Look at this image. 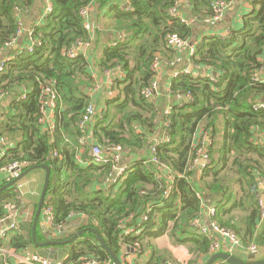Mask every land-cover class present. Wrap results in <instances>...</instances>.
<instances>
[{
	"label": "trees",
	"instance_id": "1",
	"mask_svg": "<svg viewBox=\"0 0 264 264\" xmlns=\"http://www.w3.org/2000/svg\"><path fill=\"white\" fill-rule=\"evenodd\" d=\"M49 1L52 12L37 24L44 7L41 0H0V53L12 57L0 73V93L17 87L27 92L24 99L10 105L0 121V142L11 139L16 143L0 159V170L13 163L25 168L49 167L43 208H53V224L64 231L68 222L83 218L84 226L97 230L119 258L121 236L134 229L123 243L139 249L137 260L144 257L145 247L150 250L148 262L140 264H181L152 245L163 235L188 250L187 264L206 262L211 256L210 241L191 227L193 220L205 216L204 206L214 207L215 215L209 220L234 232L244 247H264L259 205L264 196V146L255 143L254 137L256 131L264 133V108L254 110L264 97V83L254 81L264 60V0H247L250 10L242 15L238 27L229 28L226 38L203 37V32L221 22L228 9L238 11L242 3L234 6L235 0H188L190 14L185 24L168 16L178 0ZM217 2L230 6L213 23ZM88 5L93 13L92 34L79 14ZM20 23L34 26L32 37L40 45L33 53H19L9 45ZM170 35L188 44L195 38L191 64L209 67L217 77L176 75L170 86L172 99L189 96L190 100L164 115L144 93L155 77L153 63L160 57L169 60L176 49L167 45ZM78 43H89L91 53L101 50L100 69L118 68L124 73L122 79L114 80L112 90L117 97L107 100L88 124L102 149L122 148L123 164L128 166L123 180L106 185L113 173L111 165H81L76 159L81 149L76 124L92 105L89 92L94 86L85 54L73 59L66 56ZM45 86L57 96L52 131L39 121ZM164 119L167 126H163ZM163 132L166 139L155 147V157L169 170L170 178L164 174L159 178V166L140 154L143 150L148 153L154 137L159 135V140ZM203 136L208 137L205 143ZM202 146L209 163L200 167L196 160ZM85 154L88 158L86 150ZM12 192L9 189L0 195V219L5 216L4 203L16 202ZM143 215L146 221H142ZM17 227L19 231L9 243L0 239V249L17 252L32 246L31 224ZM69 254L62 264H82L83 259L100 264L111 261L93 233H86ZM11 260L0 253V264H16Z\"/></svg>",
	"mask_w": 264,
	"mask_h": 264
},
{
	"label": "crops",
	"instance_id": "2",
	"mask_svg": "<svg viewBox=\"0 0 264 264\" xmlns=\"http://www.w3.org/2000/svg\"><path fill=\"white\" fill-rule=\"evenodd\" d=\"M44 7L42 10V14L44 12V9L46 7V1L41 0ZM125 1V0H124ZM241 7L238 9V11H233L235 7H232L231 9H228L225 18L218 22L217 24L213 25L211 29L206 30L205 33L203 32V37L207 35H218L223 36L226 29H229L233 26L238 27L237 25H240L241 23V17L247 11L250 10V7L248 6L247 0H235L234 6L237 4H241ZM178 6L180 7V11L183 14L186 19L188 18V15L190 14L188 6V0H178ZM40 13V14H41ZM42 14L37 18V24L42 22ZM190 21H192L190 19ZM215 23V22H213ZM21 36L18 38L17 42L13 43V50H16L17 52L24 51L25 47L28 46V37L29 34L32 33L34 26L30 23H28L27 26L22 24L21 26ZM192 42L189 44L193 47L195 38H192ZM103 40H107L106 37L103 35ZM199 40V39H198ZM108 41V40H107ZM85 58L88 59L90 62L89 70L90 75L92 77V82L94 84L93 88L90 89L89 96H91V104L94 106L96 113H100L101 110L104 107V104L107 100H111L117 97L118 93L114 90H112V87L114 85V80L116 79H122L124 77V73H122L118 68L114 70H103L97 67L98 60L101 56V50L97 49L95 53H91L89 49H85ZM190 48L189 46L180 49V50H173V55L169 60H165L164 57H160L158 62V71H157V81H158V87L156 91V96L153 98V101L157 103L156 109L163 114L170 113L173 106H179L181 102H184L183 96L180 99H177L176 101L172 99V96L170 94V86L172 83V80L175 78L174 75H178L181 73L185 74H191L194 78H206L209 77L210 79H214V77H217V74L214 73V71L209 67H195L190 62ZM2 58H12L11 55H9L8 52L2 53ZM256 79L259 83H264V66L261 70H259L256 73ZM27 94L26 88L23 87H17L12 90V92L8 93H0V121H2L3 114H6L9 111L10 105L18 101V98L25 96ZM264 97L261 99V103L263 102ZM44 122L42 125H44V129L47 131H51L54 129V123H55V112L54 110L47 109L44 115ZM163 123V121H162ZM52 128V129H50ZM89 136L90 139H94L91 131L89 130ZM159 135L154 137V140L156 141V138ZM255 143L263 145L264 146V133H261L259 131H256L255 133ZM204 139L208 140V137H204ZM95 141V139H94ZM15 142H12L11 139H5L4 141L0 142V159L4 157L6 151L13 147ZM150 149V148H149ZM141 155H144L145 158H149V150L148 153L145 151L144 153H140ZM134 156L130 157V160L133 159ZM78 163L81 165H85L87 163V156L85 154V150L81 148L77 154ZM201 160L198 158L196 160V163L198 166H202L200 164ZM26 169V168H25ZM20 172L7 173L3 170H0V189L9 183L12 179L17 177ZM44 176L45 173L42 170H35L29 173L27 176L23 177L20 181H18L13 187L9 188L13 190L12 194L15 193L14 190L16 188V185L19 183L21 185V194L18 196V199L16 197V202H6L4 203V213H5V221L0 225V230H4L5 228H9L11 224H14V229H8L4 236H0V239H4L5 243H9L12 236L15 234V231L18 230L17 226H21L22 224L30 223L32 224L33 215L37 206V203L39 201L43 185H44ZM8 189V190H9ZM4 193V192H3ZM2 193V194H3ZM16 194V193H15ZM1 195V194H0ZM264 199V196H263ZM17 207V208H16ZM42 210L39 216V221L37 223L36 229H35V238L38 243H44L47 241H50L49 235H53V238L55 240L60 241H66L73 237L74 235H77V233L84 229L88 228L84 226L83 218H74L70 222H68L64 228V231L62 229L61 232L53 230V227L51 224H49L47 221L43 219ZM14 210L16 211V215H13ZM80 225V226H79ZM264 228V223H263ZM31 232V231H30ZM63 232V233H62ZM86 237V234L83 236ZM83 240V238L81 239ZM171 239L167 235L160 236L152 241V245H154L155 249L161 253H170L171 256L179 263L181 264H187V262L190 259V254L188 250L182 246H176L173 245ZM4 252H7L10 258H12V262L18 264L19 261L23 260L24 258H29L31 255L37 253V249L35 248L34 244H32L31 247L27 249H23L20 251H17L6 247L5 249H2ZM70 255V254H68ZM67 255V256H68ZM237 257L247 260L250 255L244 252H237ZM151 252L149 249L145 247V254L144 257L141 259L134 258L133 261H135V264L140 263H146L150 259ZM257 259H263L264 258V247H261L258 249ZM137 260V261H136ZM201 263V264H205Z\"/></svg>",
	"mask_w": 264,
	"mask_h": 264
},
{
	"label": "built area",
	"instance_id": "3",
	"mask_svg": "<svg viewBox=\"0 0 264 264\" xmlns=\"http://www.w3.org/2000/svg\"><path fill=\"white\" fill-rule=\"evenodd\" d=\"M46 1V7L44 9V12L42 14V18L48 15L49 13L52 12V6L49 0ZM229 4H226L225 2H217L215 3V17L213 18V22H218L220 21L224 15L226 10L229 8ZM80 16L84 20L85 24V29L92 34L93 33V28H92V23H93V13L91 7L88 5L86 7H83L79 11ZM168 16L171 19H176L180 21L181 23H186L187 19L186 17L183 16V14L180 11V7L176 3V5L168 10ZM22 23H20V30H18L16 37L12 40L9 45L17 42L18 38L21 36V31H22ZM229 36V29H226L224 35L222 37H228ZM40 42H36L33 37L32 33L29 34L28 37V46L25 47L24 51L27 53H33L34 48L36 46H39ZM167 45L172 48H176L177 50L184 49L189 46L190 48V55L194 53V50L192 46H190L187 42H184L182 39H180L176 35H170L167 38ZM89 46V43H78L75 46H73L71 49H69L66 52V56L70 59H73L77 57L80 53L81 55L85 54V49ZM11 58H2V54L0 53V73L3 72L4 67L8 61H10ZM262 64L264 66V60L262 61ZM152 70L155 72V77L154 80L151 83V86L145 90V97L152 99L153 95L156 94L157 87H158V81H157V71H158V62H154L152 65ZM176 77V74L174 75ZM213 80V79H212ZM254 81L258 82L256 79V74L254 75ZM25 96H22L18 98V101L24 99ZM187 98L190 100V97L187 96ZM41 118H40V123L44 122V115L47 109L50 110H55V103L57 101V96L54 92V90L50 86H45L42 87V96H41ZM264 104L259 103L257 105H254V110L258 109H263ZM97 115L96 110L93 105H89L86 107L84 114L82 117L79 119L77 122V128L81 132V136L78 139V145L83 148L84 150L87 151L88 155V163L96 166H103V165H111L113 173L110 174L107 179L104 182V185L108 183H114L117 180H123L126 177L127 171H128V166L124 163V156H123V151L120 146H116L110 149H102L100 146L96 144V141L94 139H90L89 136V130H88V124H92L94 122V117ZM168 125L167 120H163V126ZM52 129V128H50ZM53 130V129H52ZM51 130V131H52ZM166 133L163 132L162 136L158 140L156 138L155 143L150 147L149 149V158L148 161L157 164L159 166V178L163 177V174L166 175V177L170 178L171 174L169 170L162 164L159 163L158 159L155 157V147L163 143L166 139ZM207 139H203L202 142L205 143ZM198 157L200 158L201 161H203V165H206L209 163V159L207 156V152L204 146L200 147L197 150ZM53 157H56V153L52 154ZM25 169L24 165L18 164V163H13L10 164L6 167H4L2 170L7 173H12V172H21ZM14 174V173H12ZM21 185L18 183L16 185V188L14 192L16 193V197L18 199V196L21 194ZM171 188L167 189L166 196L169 194ZM22 194L20 195V197ZM19 200V199H18ZM260 205V217L262 220V223L264 222V199H260L259 202ZM17 208V207H16ZM205 208V218H197L192 221L191 227L196 231V234L202 235L206 237L210 241V246H209V252L210 255H214L217 252H225L229 254L236 255L237 252H244L247 253L248 255H257L258 252V245L257 244H251L248 247H244L240 241V239L235 235L234 232L230 230H225L221 228L215 221H210L212 217L215 215V209L213 206H204ZM13 215H16V211L14 210ZM42 217L45 221H47L49 224L52 225L53 230L61 232L63 227L61 226H56L53 224L54 220V211L51 206L46 207L42 211ZM71 219V218H70ZM147 216L143 215L142 216V221H146ZM5 221V218L0 219V225ZM206 222V225L204 224ZM8 229H14V224L12 223L9 228H5L4 230H0V236H4V233ZM134 231V229H127L124 231L123 235L121 236V257L119 258L122 264H134L133 259L136 258L137 254L140 252L138 248H127V246L123 243V240L126 236L131 234ZM0 253L2 254H9L7 252H4L2 249H0ZM237 256V255H236ZM19 264H62V261L53 263L49 262L42 257H40L37 253L31 255L29 258H24L23 260L19 261ZM82 264H100L98 261L94 259H83ZM102 264H112L111 261H107Z\"/></svg>",
	"mask_w": 264,
	"mask_h": 264
},
{
	"label": "water",
	"instance_id": "4",
	"mask_svg": "<svg viewBox=\"0 0 264 264\" xmlns=\"http://www.w3.org/2000/svg\"><path fill=\"white\" fill-rule=\"evenodd\" d=\"M153 99H151L152 101ZM184 102H188L189 99L187 96H183ZM264 104V99L263 102ZM1 147V146H0ZM201 165H203V161L200 162ZM35 170H42L45 173L44 176V185L43 189L39 198V201L37 203L33 219H32V224H31V240L32 243L34 244L35 248L37 249V254L42 257L43 259L49 261V262H59L63 261L67 255L70 253L72 246L77 243V241H80L84 234L86 233H93L96 236V239L99 243V245L108 253L110 260L112 264H122L119 257L115 256L111 250L107 247L105 244L104 240L102 239L101 235L97 230L91 229V228H84L80 230L77 235H74L70 239L66 241H60V240H55L53 238V235H49L50 241L44 242V243H38L36 238H35V229L37 226V223L39 221V216L42 210V206L44 204L45 196L49 188L50 184V169L49 167L45 165H33L30 166L17 175L14 179H12L9 183L4 185L0 189V194L8 190L9 188L13 187L18 181H20L23 177L27 176L29 173ZM17 171V170H16ZM12 173H15L12 172ZM80 226V225H79ZM256 255H250L247 260H243L236 255L225 253V252H217L214 255H212L205 264H216L219 261L226 262L228 264H264V258L255 260Z\"/></svg>",
	"mask_w": 264,
	"mask_h": 264
},
{
	"label": "rangeland",
	"instance_id": "5",
	"mask_svg": "<svg viewBox=\"0 0 264 264\" xmlns=\"http://www.w3.org/2000/svg\"><path fill=\"white\" fill-rule=\"evenodd\" d=\"M144 152H145V150L141 151L140 153H144ZM211 256H212V255H211ZM211 256H210V257H211Z\"/></svg>",
	"mask_w": 264,
	"mask_h": 264
}]
</instances>
